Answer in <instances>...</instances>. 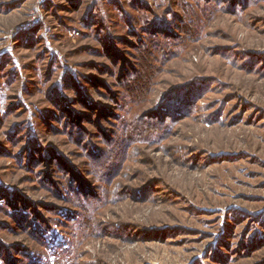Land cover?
<instances>
[{
    "label": "rangeland",
    "instance_id": "obj_1",
    "mask_svg": "<svg viewBox=\"0 0 264 264\" xmlns=\"http://www.w3.org/2000/svg\"><path fill=\"white\" fill-rule=\"evenodd\" d=\"M219 1L0 0V264H264V0Z\"/></svg>",
    "mask_w": 264,
    "mask_h": 264
},
{
    "label": "trees",
    "instance_id": "obj_2",
    "mask_svg": "<svg viewBox=\"0 0 264 264\" xmlns=\"http://www.w3.org/2000/svg\"><path fill=\"white\" fill-rule=\"evenodd\" d=\"M211 2L213 4H218V5L222 4V1H219V0H211ZM74 8H76V6H74ZM237 9L241 10L238 7H237ZM170 26L171 25H169V27ZM156 30L159 31L160 29L158 27H156ZM156 35L164 36L165 38H169L166 33L157 32ZM170 39L171 38L162 39V40H167V42H172ZM158 40H159V38H158ZM136 43L139 45H137L134 48L136 51V56L134 58V60H135L134 64L135 65L132 64V68L126 67L125 69L121 68L119 70V72H120L119 78H122V81H121V83H119L120 89H118V90H121V91H119V92L116 91L114 93L112 91H106V93H104L106 96L111 98V100H113L117 103V108L125 109V107L128 106L129 103L133 102L137 98H140V97L142 99L145 98V96L147 95V93L150 89L151 81L153 80V78H152L153 67H155V66H154V64H152L151 60H153V61H155L154 59L158 60V56L155 55V52L157 50H159V48L155 47V46L153 47V44H152V47L150 48L149 39L138 38ZM167 54H169V51H167ZM120 58H121V56H120ZM123 71H124V74H123ZM122 75H124L125 77L123 78ZM123 79H124V81H123ZM106 86L108 88V85H106ZM108 90H109V88H108ZM119 105H121V107H119ZM91 108H94V106ZM150 113H154V116H152V117H154L153 119H156V120L155 121H149V119L152 120V118H148L146 121L144 119V117L141 116L139 119L140 121H138L140 126L146 125V127L150 128L151 131H154L155 129L153 127L157 128V130H158L160 128L161 124H162V126H165L167 124V121H162L163 114L157 113V111H151ZM95 115H96V113H95ZM117 116L118 115H116L114 117H117ZM176 121L177 120H175L174 123ZM157 122H159V123H157ZM148 123L150 125H148ZM65 125L69 126V124H66V123H65ZM64 129L70 130L69 127H65ZM127 133H129V132H127ZM72 136H73V134H72ZM156 136L162 138V135L158 131H156ZM103 137H105V139H106V135H104ZM79 139H80L79 136H77L75 140H79ZM70 140H73V139L70 138ZM112 140L113 141H111V143L114 142L118 145L120 143L121 139L114 141V139L112 138ZM125 142H126L125 148H127L129 145H133L134 141H133L132 137L129 136V139L125 140ZM104 154H105V152H104ZM102 155H103V153H102ZM88 156H90L92 160H95V161L97 160L96 162L100 163V160H98L96 153H92L91 151H89ZM113 157H114L113 159L115 160V162L120 165V162L122 161V153L121 154L118 153L116 155H113ZM109 169H110V167H109ZM112 173L115 174V172H112ZM113 177H114L113 175H109L107 178L108 182Z\"/></svg>",
    "mask_w": 264,
    "mask_h": 264
}]
</instances>
